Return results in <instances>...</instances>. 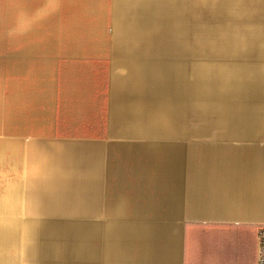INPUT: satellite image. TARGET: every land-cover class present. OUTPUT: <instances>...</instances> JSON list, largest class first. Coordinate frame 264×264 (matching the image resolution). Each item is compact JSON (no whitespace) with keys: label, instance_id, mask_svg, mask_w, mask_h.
Here are the masks:
<instances>
[{"label":"crops","instance_id":"0c3cea01","mask_svg":"<svg viewBox=\"0 0 264 264\" xmlns=\"http://www.w3.org/2000/svg\"><path fill=\"white\" fill-rule=\"evenodd\" d=\"M21 202L40 264H257L264 0H0V228Z\"/></svg>","mask_w":264,"mask_h":264},{"label":"rangeland","instance_id":"374dc122","mask_svg":"<svg viewBox=\"0 0 264 264\" xmlns=\"http://www.w3.org/2000/svg\"><path fill=\"white\" fill-rule=\"evenodd\" d=\"M113 71H114V74L118 73V71L119 72H124V68H122V66H120V65H116V66L113 67ZM15 198L16 199H20V197H15ZM4 206L8 207V204H5ZM16 206L22 207V208H26L27 204H25L24 202H21V203L17 204ZM18 217H19V222H20L19 238H22L21 240H22L23 244H25L24 245V250L26 251V256H25L26 264H33L34 261L32 262V259H34V257H32V256H34V255L32 253L33 252V248H31V247H33L32 243L34 242L33 239L35 238V235L33 234L34 235L33 236L31 233L34 230L36 231V228H38L37 227L38 220H36V218H34V217H30L29 213L26 210H24V209L22 211L18 212ZM29 218H31V219H29ZM180 232H181V228H179V233ZM0 236H1V233H0ZM7 245H8L7 241L4 239L2 241V245H1L2 246V250L1 251H2V254L4 255V259H2L4 261V264H8V260H9L8 259L9 256H8V253H7V249H8ZM30 245H31V247H30ZM29 247L31 248V250H29ZM9 250H10L11 259L13 260V263L11 262V264H25L24 258H22L21 255L18 252H16V249L15 250L9 249ZM29 253H31V254H29ZM24 255H25V253H24Z\"/></svg>","mask_w":264,"mask_h":264},{"label":"bare ground","instance_id":"6f19581e","mask_svg":"<svg viewBox=\"0 0 264 264\" xmlns=\"http://www.w3.org/2000/svg\"><path fill=\"white\" fill-rule=\"evenodd\" d=\"M49 202V201H48ZM50 204H51V202H50ZM23 209V208H22ZM15 212H17V211H15ZM14 211H12L11 212V217H10V221L6 224V226L5 227H2V228H0V233H1V236H0V238H11V240H12V247H15L17 244H18V238H19V227H20V222L18 221V218L15 216V213ZM28 212V211H27ZM44 212V211H43ZM42 212V213H43ZM54 213V212H53ZM53 213H51V214H53ZM44 215H45V213H44ZM66 215V214H65ZM71 215V214H70ZM28 217V216H27ZM29 219H31V218H29ZM37 219H39V218H36V220ZM35 223V222H34ZM30 226V225H29ZM31 227V226H30ZM36 227V226H35ZM38 227V226H37ZM29 230V229H28ZM48 230V229H47ZM32 235L34 234L35 235V238L33 239L34 240V242L32 243L31 241V243L33 244V247H31V245H30V247L31 248H33V255L34 256H32V257H34V259H32V262L34 261V263L33 264H40V262H39V260H38V254H37V252L38 251H36V244H37V238H41V230H40V228L38 227V228H36V231L34 230V231H32V233H31ZM33 235V236H34ZM22 239V238H21ZM23 243V242H22ZM23 245V252L25 253V256H26V251L24 250V245L25 244H22ZM29 247V250H31V248ZM28 252V251H27ZM28 254V253H27ZM29 254H31V253H29ZM30 261V260H29Z\"/></svg>","mask_w":264,"mask_h":264},{"label":"built area","instance_id":"2783aa9c","mask_svg":"<svg viewBox=\"0 0 264 264\" xmlns=\"http://www.w3.org/2000/svg\"><path fill=\"white\" fill-rule=\"evenodd\" d=\"M258 262L257 264H264V229H260L258 236Z\"/></svg>","mask_w":264,"mask_h":264}]
</instances>
